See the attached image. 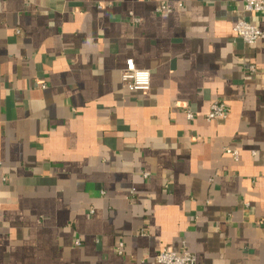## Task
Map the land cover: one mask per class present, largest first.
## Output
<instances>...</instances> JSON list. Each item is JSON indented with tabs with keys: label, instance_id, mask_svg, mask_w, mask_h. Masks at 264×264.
<instances>
[{
	"label": "crops",
	"instance_id": "crops-1",
	"mask_svg": "<svg viewBox=\"0 0 264 264\" xmlns=\"http://www.w3.org/2000/svg\"><path fill=\"white\" fill-rule=\"evenodd\" d=\"M244 6L0 0V264H158L183 246L264 264V36L234 32L264 16ZM129 59L149 90L124 86Z\"/></svg>",
	"mask_w": 264,
	"mask_h": 264
},
{
	"label": "built area",
	"instance_id": "built-area-1",
	"mask_svg": "<svg viewBox=\"0 0 264 264\" xmlns=\"http://www.w3.org/2000/svg\"><path fill=\"white\" fill-rule=\"evenodd\" d=\"M171 10L172 8L168 4L160 5L157 9L160 13ZM244 12L249 15L263 14L264 16V0H245ZM234 32L245 43L253 45L264 36V26L255 25L249 19L243 18L235 25ZM252 69H254L253 66L251 67ZM122 82L130 90H149L152 83L151 72L147 69L138 68L134 60L129 59L122 72ZM42 87L46 88V85H42ZM227 114L228 107L225 102L219 100L211 104L210 110L205 115V118L207 121H213L224 119L227 117ZM187 116L189 120H192L195 114L192 111H188ZM226 152L231 154L236 160L239 157V153L235 149L227 148ZM144 175L146 177L149 176L148 173ZM76 243L79 244V240ZM117 250L120 255L123 254L124 242L118 244ZM155 258L158 264H199L197 255L185 246L178 251L163 248L156 254Z\"/></svg>",
	"mask_w": 264,
	"mask_h": 264
}]
</instances>
